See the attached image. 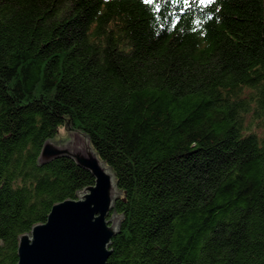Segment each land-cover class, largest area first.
I'll return each instance as SVG.
<instances>
[{
  "label": "trees",
  "instance_id": "16d2710c",
  "mask_svg": "<svg viewBox=\"0 0 264 264\" xmlns=\"http://www.w3.org/2000/svg\"><path fill=\"white\" fill-rule=\"evenodd\" d=\"M66 122L121 191L106 264H264V0H0V264L94 183L37 165Z\"/></svg>",
  "mask_w": 264,
  "mask_h": 264
},
{
  "label": "water",
  "instance_id": "95a60500",
  "mask_svg": "<svg viewBox=\"0 0 264 264\" xmlns=\"http://www.w3.org/2000/svg\"><path fill=\"white\" fill-rule=\"evenodd\" d=\"M64 137L47 138L37 157L39 167L68 158L94 178L75 199L55 203L46 221L19 235L16 264H106L111 240L123 216L115 203L121 195L111 167L100 159L90 137L66 122Z\"/></svg>",
  "mask_w": 264,
  "mask_h": 264
},
{
  "label": "rangeland",
  "instance_id": "374dc122",
  "mask_svg": "<svg viewBox=\"0 0 264 264\" xmlns=\"http://www.w3.org/2000/svg\"><path fill=\"white\" fill-rule=\"evenodd\" d=\"M248 119H253L252 117L248 118ZM254 129V132L257 133L259 136H264V125L260 128V127H256L255 126L253 127ZM66 135V131L62 128L59 129V132H58V137L61 138V137H64Z\"/></svg>",
  "mask_w": 264,
  "mask_h": 264
},
{
  "label": "snow or ice",
  "instance_id": "6c2138e0",
  "mask_svg": "<svg viewBox=\"0 0 264 264\" xmlns=\"http://www.w3.org/2000/svg\"><path fill=\"white\" fill-rule=\"evenodd\" d=\"M146 2L150 3V2H151V0H146ZM205 2H207V0H205Z\"/></svg>",
  "mask_w": 264,
  "mask_h": 264
}]
</instances>
